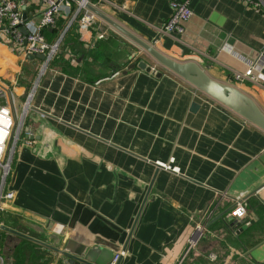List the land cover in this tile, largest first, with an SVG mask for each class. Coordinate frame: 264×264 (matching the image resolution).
Listing matches in <instances>:
<instances>
[{
  "label": "crops",
  "instance_id": "1",
  "mask_svg": "<svg viewBox=\"0 0 264 264\" xmlns=\"http://www.w3.org/2000/svg\"><path fill=\"white\" fill-rule=\"evenodd\" d=\"M171 1L93 3L163 55L237 88L264 114V67L234 79L243 69L234 52L264 54V0H190L184 31L163 33ZM49 29L48 42L64 39L46 65L0 38L8 92L1 102L14 117L20 105L23 118L0 225L29 239L4 231L57 255L46 264H68L49 247L68 243L100 248L108 259L123 251L119 264H264V130L100 17L89 25L59 15ZM235 199L245 201L241 217L232 214ZM197 225L208 233L186 252Z\"/></svg>",
  "mask_w": 264,
  "mask_h": 264
},
{
  "label": "built area",
  "instance_id": "2",
  "mask_svg": "<svg viewBox=\"0 0 264 264\" xmlns=\"http://www.w3.org/2000/svg\"><path fill=\"white\" fill-rule=\"evenodd\" d=\"M190 0H172L170 2L171 14L160 27L163 33H182L185 23L191 18L193 11ZM248 1V0H245ZM86 4L95 6L93 0H0V38L16 51H22L26 55L44 54V64H48L58 51V40L48 42L44 35L47 27H53L56 18L64 15L77 19L81 24H92L96 15L86 8ZM25 31V33L23 32ZM102 37L101 35L99 38ZM241 61L243 69L234 73L236 81L253 79L254 72L264 67V54L260 53L256 58H248L234 52ZM153 72L156 69L152 68ZM8 92L0 84V202L12 198L13 193L6 191L5 176L10 173L12 155L23 127V118L15 119L12 108L1 99ZM232 214L241 217L245 214L244 199H235ZM195 239L189 240L193 244ZM115 253L111 264H114L119 256ZM0 264L3 260L0 257Z\"/></svg>",
  "mask_w": 264,
  "mask_h": 264
},
{
  "label": "water",
  "instance_id": "3",
  "mask_svg": "<svg viewBox=\"0 0 264 264\" xmlns=\"http://www.w3.org/2000/svg\"><path fill=\"white\" fill-rule=\"evenodd\" d=\"M86 8L93 14H95L97 17H100L109 25L122 32L131 40L135 41L145 51H147L149 55H151V57L159 65L179 75L180 77L191 83L193 86H195L211 98L226 105L228 108L241 115L244 119L250 121L251 123L257 125L258 127L264 130V114L249 96H247L246 94L231 85L221 83L210 78L203 69H201L196 63L192 61L178 62L163 55L162 53L157 51L153 46L142 41L130 31L118 24L116 21L103 14L95 6L86 4ZM23 32L25 33L24 30ZM61 38L62 35L60 36L59 40ZM29 58H37L42 61H45L46 59L44 54H32L29 55ZM139 67L145 69L148 72L151 71V66L147 65V63L143 60L140 61ZM160 74L161 72L156 73L157 76H159ZM192 107L195 108L196 105H193ZM1 228L10 233L29 239V237H27L26 235H23L4 225H2ZM36 242H38L39 244H44L40 241ZM49 247L66 257L68 264H111L115 255L112 254L108 259L100 248L86 246H79L77 248H74L71 246L70 243H68V245L64 249L54 248L51 246ZM120 258L121 257L119 256L114 264H119Z\"/></svg>",
  "mask_w": 264,
  "mask_h": 264
},
{
  "label": "rangeland",
  "instance_id": "4",
  "mask_svg": "<svg viewBox=\"0 0 264 264\" xmlns=\"http://www.w3.org/2000/svg\"><path fill=\"white\" fill-rule=\"evenodd\" d=\"M62 26L66 23V21L62 20L59 21ZM61 36V35H60ZM60 38V37H58ZM57 38V39H58ZM64 39V35L60 40H58V51L61 47L62 41ZM55 56V61L56 57ZM42 68L38 69L36 72L39 73V71ZM15 106V119H19V112L22 111L20 109V105H14ZM12 162V161H11ZM11 165V164H10ZM9 174L5 176V181ZM9 178V177H8ZM2 186L1 180H0V188ZM1 222V219H0ZM1 227V225H0ZM197 236L194 238L195 241L193 244H187L186 252L188 251H194L198 248V246L203 242L204 238L206 237L208 231L205 226L203 225H197ZM43 248H40L39 245L31 244V243H23L22 240L16 236L9 235L4 230L0 228V257L3 260V264H46L47 261H53L57 257V255H54L47 250H42Z\"/></svg>",
  "mask_w": 264,
  "mask_h": 264
},
{
  "label": "trees",
  "instance_id": "5",
  "mask_svg": "<svg viewBox=\"0 0 264 264\" xmlns=\"http://www.w3.org/2000/svg\"><path fill=\"white\" fill-rule=\"evenodd\" d=\"M50 32H51V31H50L49 27H47V28L44 30V35L46 36L47 34H50ZM55 37H56V36H55ZM55 37H54V39H55ZM54 39H53V40H54ZM52 42H53V41H52ZM56 54H57V53H56ZM55 56H56V55H55ZM55 56L53 57V59H52L51 61H53V60L55 59ZM51 61H50V62H51ZM7 180H8V177H7ZM22 242H23V243H29V241H27V240H22Z\"/></svg>",
  "mask_w": 264,
  "mask_h": 264
},
{
  "label": "bare ground",
  "instance_id": "6",
  "mask_svg": "<svg viewBox=\"0 0 264 264\" xmlns=\"http://www.w3.org/2000/svg\"><path fill=\"white\" fill-rule=\"evenodd\" d=\"M32 97V96H31ZM31 97H30V99H31Z\"/></svg>",
  "mask_w": 264,
  "mask_h": 264
}]
</instances>
